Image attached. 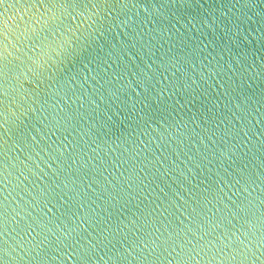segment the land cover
I'll return each mask as SVG.
<instances>
[{
    "label": "water",
    "instance_id": "water-1",
    "mask_svg": "<svg viewBox=\"0 0 264 264\" xmlns=\"http://www.w3.org/2000/svg\"><path fill=\"white\" fill-rule=\"evenodd\" d=\"M0 264H264V0H0Z\"/></svg>",
    "mask_w": 264,
    "mask_h": 264
}]
</instances>
